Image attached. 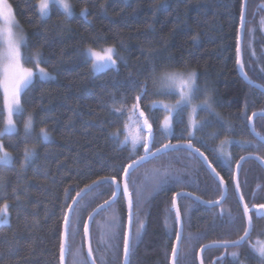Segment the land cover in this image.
Segmentation results:
<instances>
[{
  "label": "trees",
  "instance_id": "trees-1",
  "mask_svg": "<svg viewBox=\"0 0 264 264\" xmlns=\"http://www.w3.org/2000/svg\"><path fill=\"white\" fill-rule=\"evenodd\" d=\"M20 27L27 37L25 53L40 51L46 63L40 66L53 79H35L23 94L24 112L15 116L17 130L5 133L4 147L13 156L10 165L0 166V176L7 186L0 188V204H9V224L0 226V264H60V235L63 216L80 189L101 177L123 174V165L143 155L139 145L130 157V141L121 146L130 123L128 111L124 115L112 112L127 97L126 109L135 103L139 86L147 82L148 89L140 101L141 110L153 125V150L166 143L185 142L183 125L176 121L170 137H162L158 128L165 112L151 108L155 96L152 67L156 74L171 65L199 72L198 83L212 98L218 117L201 111L198 119L208 118L212 124L198 137L215 130L220 135L207 144L193 141L200 148L216 172L227 185V197L222 205L205 207L188 197L178 201L183 222V235L178 255L179 264H198L202 244L212 241L235 240L243 234V211L235 194L234 169L241 156L252 153L264 157V144L251 135L246 120L240 117L248 101L247 113L264 108V94L246 84L237 71V29L240 24L241 0H70L75 13L65 18L57 6H52L49 18L40 19L34 7L37 0H9ZM258 0H248L243 42L244 71L248 77L264 85V32L257 31V56L246 52L247 28L256 15L264 16V6ZM166 7H157L159 4ZM101 5H104L101 8ZM264 5V0H263ZM88 9V19L80 15ZM253 14L251 17L250 14ZM255 13V17H254ZM257 15V17H258ZM196 37L193 40V37ZM248 42V41H247ZM100 48L114 45L122 60L117 67L94 73L91 60L81 54L86 46ZM251 61V62H250ZM252 62H254L252 64ZM27 67H34L27 64ZM115 97V103L113 102ZM156 99V97H155ZM201 95L198 100H203ZM2 107V104H0ZM31 113L34 126L25 136L24 120ZM187 121V110L184 122ZM227 123L232 131H225ZM256 130L264 133V117L254 121ZM3 116H0V127ZM46 128L51 136L44 141L38 133ZM120 130L119 139L110 133ZM249 140L258 147L230 146V163L217 159L212 151L220 140ZM35 148V156L23 164L25 147ZM159 162L153 179L138 175L151 164ZM23 164V167H22ZM239 184L245 202L264 204V170L255 161L245 162L240 170ZM15 189V191H13ZM67 191V195H66ZM111 184H103L85 195L75 206L68 228L66 264L87 261L84 222L89 214L112 196ZM189 192L205 201H216L221 187L213 175L190 151L178 149L154 158L135 170L129 177V192L134 202L132 240L128 264H169L171 245L176 239L173 193ZM223 210V215H220ZM249 239L237 248H214L203 254L204 264H220L222 253L239 252L244 264H261L250 250L252 238L264 235V216L255 212ZM139 221H143L140 238H136ZM113 222L115 227L108 223ZM127 213L124 196L100 212L90 228L91 248L96 264H122L123 233ZM263 233V234H262ZM191 235V239L189 236ZM222 264H233L224 256Z\"/></svg>",
  "mask_w": 264,
  "mask_h": 264
},
{
  "label": "snow or ice",
  "instance_id": "snow-or-ice-1",
  "mask_svg": "<svg viewBox=\"0 0 264 264\" xmlns=\"http://www.w3.org/2000/svg\"><path fill=\"white\" fill-rule=\"evenodd\" d=\"M58 6L62 11L64 17L70 18L73 16V5L70 0H37V3L34 7L38 11V17L40 19L49 18L50 7ZM166 4H159L157 7H166ZM104 5H101L103 8ZM88 9L86 7L81 8L80 15L87 20L88 19ZM245 13H246V0H241V9H240V27L237 29V46H236V64L239 66L241 74L244 79L251 86H255L264 93V85L255 84L249 77L247 72L244 71V63L241 59V44H242V32L245 27ZM0 20L3 21L4 26L0 27V116H3V126L0 127V166L10 165L13 162L12 154L6 150L2 142L3 136L5 133H13L17 130L16 121L14 120L15 116H19L24 112L23 107V94L24 92L33 84L34 78L39 76L40 79L50 78L51 74L47 71L46 68L40 67L42 63H46L43 58V54L40 51L28 52L25 53L24 49L29 48L27 37L24 31L20 28L19 22L16 20L14 15V9L9 0H0ZM261 24L264 25V19L261 20ZM250 32H253L254 29H249ZM196 37H193L195 40ZM86 58L91 60V68L94 73L101 72L105 69L117 67L118 60H122L123 57L119 56L114 45L101 46L100 48H94L92 46H86L82 52ZM27 64H33L34 67H27ZM264 71V69H262ZM152 80L155 88L154 95L157 96H171L175 95L177 98L174 103H168L164 100H153L151 103L152 108L162 109L166 115L163 116L160 121L163 131L167 134H171L173 130L174 122L179 121L183 125V131L186 132V138L183 145L177 143H166L161 145L158 148L153 150L152 145L155 143L154 129L152 123L149 121V117L145 115L144 111L140 110V101L143 99L144 94L147 92L148 85L147 82L139 86V90L135 96V103L132 104L130 109H126V100L127 97L121 98V106L113 107L112 112L119 115H124V112L127 110L128 120L134 122L137 126V134L125 135L124 139L120 141L121 146H125L129 141L131 143V149L129 152L130 157L135 155L138 150L139 145L142 144L144 152L143 155L138 156L136 159L131 160L126 165H123V174L120 179L117 175L111 177H101L97 180H93L90 184L84 186L77 192L76 196L72 197L73 204L68 205V211L64 213V231L60 235V264H66V251H67V234L69 223L71 219V212L74 208V205L77 201V197L81 196L86 190H92L94 187H98L100 184L110 183L113 187L112 196L109 200L104 201V204L99 207H105L110 203L114 202L118 195V190L121 187V182L123 183V194L128 198V221L129 227L123 233V246H124V264H128V255L130 249L133 247L131 225L133 222V213L132 209L134 202L132 195L129 192V177L131 171L138 167L142 162L150 158H155L167 150H178L181 147L190 150L192 156H196L202 159L203 163L211 169L216 176H220L216 169L213 167L212 162L208 160V157L200 151V148L194 146L193 141L200 142L202 144H207L208 140H214L220 135L219 130L209 132L205 136L198 137L197 132H202L205 128L209 127L212 124V120L208 118H200L199 113L201 111L207 112L211 117H218L212 106V98L206 92V89H202L198 83L199 72L195 69L186 70V65L176 68L171 65L165 66L156 74V65L153 64L152 67ZM204 95L203 100H198V98ZM113 102L115 103V97H113ZM248 101H245L244 107L241 109L240 117L246 120L247 126L251 133L257 137L259 144H264V133L256 130L254 124V118L257 116L264 117V108L253 111L251 115L247 113ZM187 110V121L184 122V114ZM142 121V123H141ZM24 130L25 136L29 135L33 130L34 118L31 113L24 120ZM129 124L124 125L125 130H129ZM144 129H147V136L140 135L139 133L143 132ZM225 131H232L233 125L227 123ZM38 135L44 140L48 139V132L46 128H41ZM114 140L119 139L120 130L117 129L115 132L109 134ZM237 144L241 148L252 147L256 148L259 144H254L249 140H236L225 137L220 140L219 145L216 148H213L212 151L216 154L217 159L223 160L225 163H230L232 160L231 153L227 152L226 146L231 144ZM35 156V148H28L27 146L23 150V164H28ZM253 154L249 153L248 156H241L236 162L237 167V176L233 177V180L236 181L235 188L237 193H240V184L238 180V172L241 166V162L245 159L252 158ZM261 162H264V157L257 156ZM22 164V167H23ZM220 185L226 189L227 185L223 179L220 177ZM6 179L3 176H0V188L6 187ZM15 191V189L13 190ZM67 195V191H66ZM180 195H189L184 193H173L172 196V208L176 210L175 223L177 225L182 224V217L179 207L177 206V197ZM224 198V193L222 191L220 200L218 201H200L199 197H195L196 200L201 203H207L210 206H214L216 203L222 201ZM240 203L243 204V217H244V229L243 234L238 236L235 240H219L212 241L210 244H202L200 246L201 252L209 247H224V248H237L241 246L251 235L253 229V216L251 213L253 210H256L258 214L264 216V204L253 205L251 208L245 202L244 196L240 194L239 196ZM9 204L5 201L3 204H0V225L9 224L10 214H9ZM95 211V209H94ZM223 210H221L220 215H223ZM91 217V213L89 214ZM144 227L143 221L140 222L139 227L136 229V238L139 239L141 235V230ZM89 236V222H84V237ZM182 239V233L180 228L176 229V241L171 245V260L170 264H179L178 255L180 250V241ZM191 239V235L189 236ZM249 248L254 252L260 259L261 264H264V241L257 240L254 244H250ZM88 257L93 256V250L91 246L88 248ZM230 256L232 258L233 264H244V261L240 259V253L233 251L231 253H222L221 257L218 258L220 264L224 259V256ZM73 264H76V261H73ZM81 264H87V261H81ZM91 264H95V261L92 260ZM200 264H204L202 258H200ZM216 264V261L213 262Z\"/></svg>",
  "mask_w": 264,
  "mask_h": 264
},
{
  "label": "water",
  "instance_id": "water-1",
  "mask_svg": "<svg viewBox=\"0 0 264 264\" xmlns=\"http://www.w3.org/2000/svg\"><path fill=\"white\" fill-rule=\"evenodd\" d=\"M247 3H248V0H246V12H247ZM239 27H240V24H239ZM245 27H246V13H245ZM245 27H244L243 32H242V34H241V36H242V44H241V49H242V51H241V59H242V61H243V42H244V35H245ZM236 66H237V71H238V73H239L241 79H242L246 84L249 85V83L244 79L243 75L241 74V71H240L239 66H238V65H236ZM255 84H257V83H255ZM259 85H260V84H259ZM250 86H251V85H250ZM252 87L255 88L256 90L260 91V89L256 88L255 86H252ZM260 92H261V91H260ZM261 93H262V92H261ZM263 94H264V93H263ZM140 110H141V107H140ZM259 117H260V116H257L256 118H254V121H255L257 118H259ZM141 123H142V121H141ZM249 131H250V130H249ZM143 133H144L145 136H147V129H144V130H143ZM250 133H251V132H250ZM251 135H252V136L258 141L257 137H255V135H254L253 133H251ZM172 144H177V143H172ZM179 144L183 145L184 142H181V143H179ZM180 149H184V150L190 151V150H188V149H186V148H183V147H181ZM171 151H175V150L170 149V150L165 151V152L162 153V154H165V153H168V152H171ZM162 154H161V155H162ZM161 155H159V156H161ZM248 155H249V154H248ZM248 155H244V156H248ZM159 156H157V157H159ZM157 157H155V158H157ZM256 157H257V156L253 155L252 158L245 159V160H243V161L241 162V166H240V168H239V172H238V180H239L240 170H241L243 164H244L245 162L249 161V160H253V161L257 162V163L262 167V169L264 170V162H261V161H260L259 159H257ZM197 158H198V157H197ZM153 159H154V158H150V159L146 160L145 162H142L138 167L134 168V169L131 171V174H132L135 170H137L139 167L143 166L144 164L148 163L149 161H151V160H153ZM198 159L203 163L202 159H200V158H198ZM203 165L208 169V171L213 175V177L217 180V182H218L219 185H220V176H219V177L216 176L215 173H213V172L211 171V169H209L204 163H203ZM131 174H130V175H131ZM234 176H237V167H236V165H235V169H234ZM104 184H106V183H104ZM107 184H110V183H107ZM235 184H236V181L234 180V187H235ZM100 185H103V184H100ZM100 185H99V186H100ZM99 186H98V187H99ZM220 187H221V191H223V193H224V198H223L222 201L216 203L214 206H210V205L207 204V203H201L200 201H205V200L200 199V201H198V200L195 199V197H196L195 195H191V196H189V195H180V196H178V197H177V206L179 207V205H178V201H179V199H180L181 197H188V198H191V199L195 200L197 203H199V204H201V205H203V206H205V207H208V208L218 207V206H220V205L223 204V202L225 201V199H226V197H227V192H228L227 187H226V189H224L221 185H220ZM95 188H97V187H94L92 190H94ZM92 190H90V191H89V190H86L84 193L81 194V196L77 197V201H76V203H75V205H74V208H75V206L77 205V203H78V202H79V201H80L85 195H87L88 193H90ZM120 193L123 194V183H122V182H121V187H120V189L118 190V195H117V198L115 199V201L112 202V203H110L109 205H107V206H105V207H99V206L103 205L104 203L100 204L99 206H97V207L95 208V211L93 210V211L91 212V217H90V215H89L88 218H87V220H86V221L89 222V236H88L87 238L84 237V239H85V252H86V257H87V260H88L89 264H91L92 260H94L93 256H92L91 258H89L88 255H87V253H88V248H89V246H91L90 228H91L92 221L94 220V218H95L100 212H102L103 210H105V209H107L108 207H110L111 205H113V204L116 202V200L118 199ZM178 193L190 194V193H187V192H178ZM235 194H236V197H237V199H238V201H239V196H240V194H241V191H240V193H237L236 188H235ZM75 196H76V195H75ZM123 196H124V194H123ZM220 197H221V196H220ZM108 200H109V199H108ZM124 200H125V203H126V213H127L126 230H127L128 227H129V221H128V198H127L126 196H124ZM218 200H220V198H219ZM218 200H216V201H218ZM214 202H215V201H214ZM71 204H73V200H72ZM239 204H240V206H241V208H242V211H243V204L240 203V201H239ZM74 208H73V210H74ZM73 210H72V212H73ZM173 210H174L175 217H176V210H175V209H173ZM67 211H68V210H67ZM72 212H71V215H72ZM253 212H255V213L257 214V216H259V217H263V216H261L260 214H258V212H257L256 210H253ZM132 213H133V218H134V212H133V209H132ZM132 226H133V222H132V225H131V232H132ZM177 226L180 228L181 233H182V235H183V222H182L181 225H177ZM63 231H64V223H63V227H62V232H63ZM251 233H252V231H251ZM67 236H68V234H67ZM250 236H251V235H250ZM250 236H249V237H250ZM248 239H249V238H248ZM248 239H247V240H248ZM181 240H182V239H181ZM247 240H246V241H247ZM175 241H176V239H175ZM246 241H245V242H246ZM245 242H244V243H245ZM180 243H181V241H180ZM244 243H243V244H244ZM209 244H210V243H209ZM243 244H242V245H243ZM242 245H241V246H242ZM179 247H180V245H179ZM214 248H224V247H209V248H206L203 252H201V249H200L199 252H198V264H200V258H203V254H204V252L207 251V250H209V249H214ZM229 248H233V247H229ZM129 256H130V252H129V255H128V263H129ZM65 259H66V257H65ZM170 260H171V257H170ZM95 264H96V263H95ZM122 264H124V250H123V261H122ZM169 264H170V262H169Z\"/></svg>",
  "mask_w": 264,
  "mask_h": 264
},
{
  "label": "rangeland",
  "instance_id": "rangeland-1",
  "mask_svg": "<svg viewBox=\"0 0 264 264\" xmlns=\"http://www.w3.org/2000/svg\"><path fill=\"white\" fill-rule=\"evenodd\" d=\"M55 6V5H54ZM264 5H263V0H258V2H257V10L258 11H261L262 9V7H263ZM52 7V6H51ZM51 7H50V10H51ZM58 7V6H57ZM73 11H74V9H73ZM74 13H75V11H74ZM14 15H15V12H14ZM253 14L251 13L250 14V16L249 17H251ZM258 15V14H257ZM257 15H256V17H255V13H254V20L250 23V24H248V28H247V31H246V33H247V38H246V43H247V48H246V52L247 53H249L248 54V57L250 58V60L252 61V58H254V57H256L257 56V58H258V49H256V46L258 45L257 44V40H258V37H257V31H259V32H261L262 30H261V28H264V25H262L261 24V20L262 19H264V16L262 15V14H259L258 15V17H257ZM15 18H16V16H15ZM17 20V19H16ZM4 26V24H3V21L2 20H0V27H3ZM21 28V27H20ZM22 29V28H21ZM249 29H254V31L253 32H250L249 31ZM264 32V31H263ZM248 41V42H247ZM260 52H263L264 53V49H262ZM250 61V62H251ZM254 62H252V64H253ZM41 67V66H40ZM54 77H53V75L51 74V76H50V78H45V79H43L44 81L45 80H50V79H53ZM35 79H40L39 78V76H37V77H35L34 78V80ZM40 80H42V79H40ZM155 97H156V99H155ZM176 96L175 95H171V96H157V95H155L154 97H153V99L150 101V103H149V105H148V107H149V110H151V103H152V101L153 100H164L165 102H168V103H174L175 102V100H176ZM165 115H166V113H165ZM14 120H15V117H14ZM129 130H127V132H126V135H129V137H131V135L132 134H137V132H138V129H137V126H136V124L134 123V122H130L129 123ZM161 131H162V137H170L171 136V134H167V133H165L164 131H163V129H162V127H161V124H160V126L158 127ZM173 131V130H172ZM140 135H143V136H145L144 135V133L143 132H141V133H139ZM44 140V139H43ZM51 140V136H50V134L48 133V139L47 140H44V141H50ZM142 145V144H141ZM231 145H233V144H231ZM231 145H228V146H226V151L227 152H229V153H231V149H230V146ZM223 161V160H222ZM12 164V163H11ZM160 163L159 162H156V163H154V164H151L150 166H148L147 168H145V169H143V171L138 175V178L139 179H141L143 176V180L144 179H147L148 181H150L151 182V180L153 179V177H154V174H155V170L156 169H159V165ZM140 222L141 221H139L138 220V223H137V225H140ZM108 225L109 226H111V227H115V224L113 223V222H110V223H108ZM1 226V225H0ZM263 234V233H262ZM261 240V241H264V235H263V237L262 238H259V235L257 234L256 235V237L255 238H252V240L250 241V244H254L257 240Z\"/></svg>",
  "mask_w": 264,
  "mask_h": 264
},
{
  "label": "bare ground",
  "instance_id": "bare-ground-1",
  "mask_svg": "<svg viewBox=\"0 0 264 264\" xmlns=\"http://www.w3.org/2000/svg\"><path fill=\"white\" fill-rule=\"evenodd\" d=\"M256 83V82H255ZM258 84V83H257ZM252 87V86H251ZM253 88V87H252ZM255 89V88H254ZM181 192H185V191H181ZM187 193H189V192H187ZM191 194V193H190ZM193 195V194H192Z\"/></svg>",
  "mask_w": 264,
  "mask_h": 264
},
{
  "label": "flooded vegetation",
  "instance_id": "flooded-vegetation-1",
  "mask_svg": "<svg viewBox=\"0 0 264 264\" xmlns=\"http://www.w3.org/2000/svg\"><path fill=\"white\" fill-rule=\"evenodd\" d=\"M262 31H264V28H261Z\"/></svg>",
  "mask_w": 264,
  "mask_h": 264
}]
</instances>
